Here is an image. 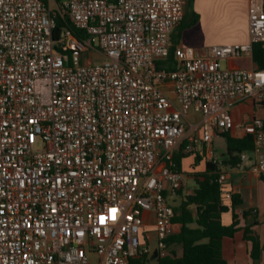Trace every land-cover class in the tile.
Here are the masks:
<instances>
[{
  "label": "built area",
  "instance_id": "1",
  "mask_svg": "<svg viewBox=\"0 0 264 264\" xmlns=\"http://www.w3.org/2000/svg\"><path fill=\"white\" fill-rule=\"evenodd\" d=\"M184 15L183 0H0V264H131L153 254L148 215L164 255L180 147L196 156L241 131L264 175V121L228 110L264 104V68L222 67L264 42L263 0L250 43L204 56L173 48ZM58 16L80 35L54 40ZM216 181L230 202L228 173Z\"/></svg>",
  "mask_w": 264,
  "mask_h": 264
},
{
  "label": "crops",
  "instance_id": "2",
  "mask_svg": "<svg viewBox=\"0 0 264 264\" xmlns=\"http://www.w3.org/2000/svg\"><path fill=\"white\" fill-rule=\"evenodd\" d=\"M185 15L183 21H189L198 16L195 24L182 29V22L175 28L172 34L173 48L176 47H192L198 54L206 55L207 49L215 45H236L250 43V19L249 7L253 0H183ZM224 65L230 69H251L257 67L253 61V57H244L229 61H224ZM233 119L236 122L242 120L259 119L264 121V104H255L251 100L237 102L228 107ZM198 134V131L196 132ZM233 137H243L246 134L241 131L231 133ZM223 139L224 145L222 150L215 147V141ZM221 148V147H220ZM264 149V142H263ZM203 151L204 157L195 167V157L188 156L182 160L183 173L185 174V182L183 188L191 191L195 187L194 177L192 173L203 171L205 169L204 161L215 160L222 164L227 152L225 138L221 135L214 138L212 147ZM211 153V156H210ZM250 159L241 161L235 166L222 164L223 171L228 173L229 188L234 194L242 199V207L237 209L238 213L242 210H253V216L247 219L241 218L240 226L256 222L252 227L255 235L258 237L261 247L263 248L260 259L257 264H264V179L253 171L254 163L253 154ZM187 161V164L185 162ZM186 174L190 175L188 180H192V186L189 181L186 183ZM179 194V193H178ZM177 194V195H178ZM177 195L174 197L176 198ZM173 198V199H174ZM225 204L229 205V202ZM222 223L230 225L232 223V211L229 210L222 214ZM153 216H147V224L145 229L153 232ZM180 225L173 223V233L180 231ZM154 233V232H153ZM152 234H150L151 237ZM150 244V242H149ZM250 242L245 240L244 230L238 231L232 238H224L222 241V256L228 264H252L250 258ZM156 249V248H155ZM153 249L152 251H154ZM178 257L182 256V247L179 245L172 246Z\"/></svg>",
  "mask_w": 264,
  "mask_h": 264
},
{
  "label": "trees",
  "instance_id": "3",
  "mask_svg": "<svg viewBox=\"0 0 264 264\" xmlns=\"http://www.w3.org/2000/svg\"><path fill=\"white\" fill-rule=\"evenodd\" d=\"M264 7V0H263ZM198 20L196 15L188 22L183 21L181 28H187L195 24ZM71 29L76 35V31L67 16L56 19V28L53 31L54 40H58L64 29ZM172 58V57H171ZM253 61L258 68H264V42L253 45ZM226 140L227 152L222 164L235 166L240 162V155L243 152L251 153L254 150V137L250 134L243 137H233L229 133L223 134ZM178 148L174 152L173 163L178 170L183 171L182 160L187 158ZM203 154H197L194 167L201 162ZM205 169L194 172L195 187L181 200L178 207H174L173 223L179 224L180 231L168 237V251L164 255H158L157 259L151 260L148 253L140 258L133 260L131 264H228L222 256V241L224 238H232L241 229L244 230L245 240L250 242V258L252 264H257L263 248L252 227L257 224L253 222L244 227L240 226L241 218L247 219L253 216V210H242L238 213L237 209L242 207L243 201L239 195L234 194L229 205L222 202L220 186L216 179L220 166L213 160L204 161ZM264 179V175L261 176ZM183 188V187H182ZM182 188L178 191L181 192ZM177 193V194H178ZM232 211V223L224 225L222 214L229 210ZM182 247V256L178 257L172 246Z\"/></svg>",
  "mask_w": 264,
  "mask_h": 264
},
{
  "label": "rangeland",
  "instance_id": "4",
  "mask_svg": "<svg viewBox=\"0 0 264 264\" xmlns=\"http://www.w3.org/2000/svg\"><path fill=\"white\" fill-rule=\"evenodd\" d=\"M101 61V58H97L95 59V63L96 62H100ZM222 67L224 68L225 65L224 63H222ZM37 146H40V142H37L36 143ZM224 145V141L223 139H218L215 141V147L216 148H219V150H222V147ZM221 147V148H220ZM185 164H187V161L185 162ZM190 175L186 174V183H187V180L189 179ZM189 181V186H192L194 185L193 184V181L192 180H188ZM193 188V187H192ZM190 191H187L185 188H182L181 192L177 195L176 198L172 199V204L174 205V207H178L181 203V200L189 193ZM146 231V234H152L151 235V240H150V244H149V249L153 250L157 247V237H156V234L155 232H150V229H145Z\"/></svg>",
  "mask_w": 264,
  "mask_h": 264
},
{
  "label": "water",
  "instance_id": "5",
  "mask_svg": "<svg viewBox=\"0 0 264 264\" xmlns=\"http://www.w3.org/2000/svg\"><path fill=\"white\" fill-rule=\"evenodd\" d=\"M157 257H158V249H155L154 251H153V254H152V256H151V260H155V259H157Z\"/></svg>",
  "mask_w": 264,
  "mask_h": 264
},
{
  "label": "snow or ice",
  "instance_id": "6",
  "mask_svg": "<svg viewBox=\"0 0 264 264\" xmlns=\"http://www.w3.org/2000/svg\"><path fill=\"white\" fill-rule=\"evenodd\" d=\"M112 211L115 212V209H113Z\"/></svg>",
  "mask_w": 264,
  "mask_h": 264
}]
</instances>
